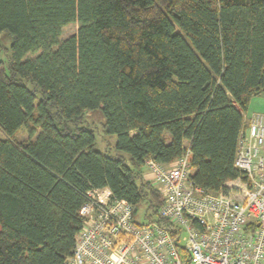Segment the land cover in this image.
Here are the masks:
<instances>
[{
    "label": "trees",
    "instance_id": "trees-1",
    "mask_svg": "<svg viewBox=\"0 0 264 264\" xmlns=\"http://www.w3.org/2000/svg\"><path fill=\"white\" fill-rule=\"evenodd\" d=\"M3 32L0 264H64L95 188L176 243L147 160L188 149L199 187L243 180L233 162L243 113L264 94V0H0ZM89 110L102 112L114 154L96 149Z\"/></svg>",
    "mask_w": 264,
    "mask_h": 264
},
{
    "label": "built area",
    "instance_id": "built-area-1",
    "mask_svg": "<svg viewBox=\"0 0 264 264\" xmlns=\"http://www.w3.org/2000/svg\"><path fill=\"white\" fill-rule=\"evenodd\" d=\"M188 156L186 149L170 166L145 163V179L162 198L158 215L177 229L180 247L165 226L140 222L131 204L95 188L79 210L83 223L64 264H264V113L239 133L236 193L196 185Z\"/></svg>",
    "mask_w": 264,
    "mask_h": 264
},
{
    "label": "rangeland",
    "instance_id": "rangeland-1",
    "mask_svg": "<svg viewBox=\"0 0 264 264\" xmlns=\"http://www.w3.org/2000/svg\"><path fill=\"white\" fill-rule=\"evenodd\" d=\"M77 27H78L77 23H74V22L65 25L62 29L60 40L73 35L76 32ZM11 43H12V37L9 34L5 32L0 33V59H6L5 53L9 52ZM84 116H85V121L88 124L92 126L95 125L94 135H95V141H96V149L103 151L106 149V145H108L110 152L114 154L115 150L112 147L114 146V143H115V137L113 135L112 136L106 135L102 131V125L104 124V121H105L102 112L100 110H89V111H85ZM15 137L17 141L27 140V134H26L25 129L21 128L16 133ZM225 185L232 189L231 190L232 194L236 193V189L242 186L238 180L229 181ZM135 215L138 217V219H140V222H143V218L141 216L142 214L140 210H138Z\"/></svg>",
    "mask_w": 264,
    "mask_h": 264
},
{
    "label": "crops",
    "instance_id": "crops-1",
    "mask_svg": "<svg viewBox=\"0 0 264 264\" xmlns=\"http://www.w3.org/2000/svg\"><path fill=\"white\" fill-rule=\"evenodd\" d=\"M261 112L264 113V94L253 96L250 99L247 110L243 113V125L240 131H244L254 113ZM174 162V161H173ZM173 162L169 164H165V166L172 165ZM148 168L146 166L143 167L144 177L148 176Z\"/></svg>",
    "mask_w": 264,
    "mask_h": 264
}]
</instances>
